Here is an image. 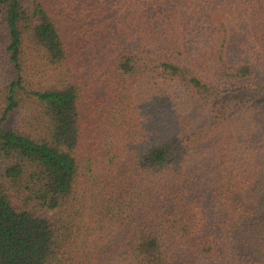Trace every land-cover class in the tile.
Wrapping results in <instances>:
<instances>
[{
    "label": "trees",
    "instance_id": "obj_1",
    "mask_svg": "<svg viewBox=\"0 0 264 264\" xmlns=\"http://www.w3.org/2000/svg\"><path fill=\"white\" fill-rule=\"evenodd\" d=\"M0 264H264V0H0Z\"/></svg>",
    "mask_w": 264,
    "mask_h": 264
}]
</instances>
